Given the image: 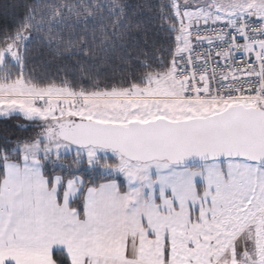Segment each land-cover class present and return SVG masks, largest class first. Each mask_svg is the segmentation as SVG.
<instances>
[{
	"label": "snow or ice",
	"instance_id": "obj_1",
	"mask_svg": "<svg viewBox=\"0 0 264 264\" xmlns=\"http://www.w3.org/2000/svg\"><path fill=\"white\" fill-rule=\"evenodd\" d=\"M0 17V264H264V0Z\"/></svg>",
	"mask_w": 264,
	"mask_h": 264
},
{
	"label": "trees",
	"instance_id": "obj_2",
	"mask_svg": "<svg viewBox=\"0 0 264 264\" xmlns=\"http://www.w3.org/2000/svg\"><path fill=\"white\" fill-rule=\"evenodd\" d=\"M12 0H0V5L6 4V3H11ZM19 14V13H17ZM3 18L0 17V23H3ZM12 17H11V12L9 15L8 19V24L11 26L12 24ZM160 43H163V41H159ZM57 63V62H53ZM37 71H40L39 68H37ZM49 71H54V69H50ZM111 83H117L116 79H113ZM26 121H24L21 118H12V119H0V133H7L12 136H19V135H31V132H28L26 130H23L21 128H18L17 125L25 124Z\"/></svg>",
	"mask_w": 264,
	"mask_h": 264
},
{
	"label": "crops",
	"instance_id": "obj_3",
	"mask_svg": "<svg viewBox=\"0 0 264 264\" xmlns=\"http://www.w3.org/2000/svg\"><path fill=\"white\" fill-rule=\"evenodd\" d=\"M100 182H103V181H100Z\"/></svg>",
	"mask_w": 264,
	"mask_h": 264
}]
</instances>
